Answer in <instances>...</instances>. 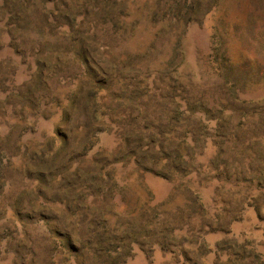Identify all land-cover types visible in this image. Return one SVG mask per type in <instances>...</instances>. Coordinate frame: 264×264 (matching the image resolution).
<instances>
[{"label":"rangeland","instance_id":"374dc122","mask_svg":"<svg viewBox=\"0 0 264 264\" xmlns=\"http://www.w3.org/2000/svg\"><path fill=\"white\" fill-rule=\"evenodd\" d=\"M0 264H264V0H0Z\"/></svg>","mask_w":264,"mask_h":264}]
</instances>
